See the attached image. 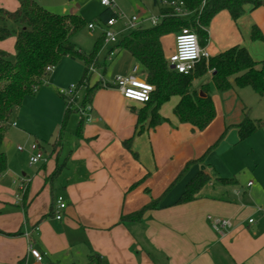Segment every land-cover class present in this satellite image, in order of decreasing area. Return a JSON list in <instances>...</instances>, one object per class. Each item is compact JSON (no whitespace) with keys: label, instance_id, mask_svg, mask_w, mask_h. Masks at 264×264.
I'll use <instances>...</instances> for the list:
<instances>
[{"label":"crops","instance_id":"1","mask_svg":"<svg viewBox=\"0 0 264 264\" xmlns=\"http://www.w3.org/2000/svg\"><path fill=\"white\" fill-rule=\"evenodd\" d=\"M154 4L159 6L157 16L140 14V27H156L166 17L163 12L166 8L157 0ZM0 7L14 11L18 3L0 0ZM106 9L99 12L96 20ZM245 9V14L236 21L226 10L217 13L208 27L205 49L212 57L233 46H243L257 66H262L264 6L253 9L248 5ZM154 17L161 18L156 26L151 23ZM124 23L120 22L115 29L120 32L119 41L131 32L124 29ZM255 27L259 32L253 39ZM178 33L162 38L168 62L174 54ZM74 42L91 52L96 41L90 50ZM115 45L103 43L99 48L97 59L101 66H106L105 78L112 80L134 69L144 78L141 66L127 50L116 49L109 59ZM0 50L15 52V39L1 41ZM83 72L82 62L63 59L49 73L46 88L39 89L30 97L29 104L22 105L13 115L15 134H20L24 141H38L48 161L29 165L35 167L29 174L22 172L25 180L21 184L27 183L22 197L16 183L6 181L7 172L0 179V264H37L29 252L26 232H31L35 248L47 253L46 262L50 264H62V259L71 254L88 258L93 252L109 264H264V183H255L245 176L242 181L245 186H241L240 178L235 176L237 158L233 155L242 142L237 126L245 114L250 118L241 96L250 87H238L230 79L232 88L221 92L214 84L212 71L195 78L193 88L197 92L208 91L216 112L212 123L202 132L193 131L191 125L181 123L174 114L179 96L161 106L159 114L163 122L150 127L149 116L139 124L133 110L139 111L145 105L127 101L116 89L104 87L96 89L90 121L79 130L80 117L72 123L75 113L63 128L66 106L58 93L59 86L76 85ZM98 79V74H94L92 84ZM83 98L81 91L77 107ZM35 116L42 119L43 125L35 126ZM44 128L48 129V135ZM9 138L6 133L4 143ZM43 140L52 141L49 154L44 150ZM24 146V151H19V146L17 150L27 152L28 159L29 143ZM212 146L203 164L189 165ZM60 164H64L60 173L52 177ZM187 166L186 174L177 181ZM201 170L211 177L201 197L176 205L188 183ZM252 177L259 179L255 172ZM218 178H235L238 183L222 184ZM171 185L159 208L147 210L141 222H121L123 215H131L158 200ZM57 196L64 197L67 203L61 220L54 217ZM209 216L228 220L232 226L219 233Z\"/></svg>","mask_w":264,"mask_h":264},{"label":"trees","instance_id":"2","mask_svg":"<svg viewBox=\"0 0 264 264\" xmlns=\"http://www.w3.org/2000/svg\"><path fill=\"white\" fill-rule=\"evenodd\" d=\"M18 7L14 11L0 7V42L15 39L14 54L0 50V179L8 170V160L2 146L6 133L11 126L13 115L19 109L26 96L34 95L46 82L49 72L47 67H57L65 58L82 62L84 72L80 81L76 84L77 94L84 91V98L77 107V95L67 98L62 95L66 110L63 118V128L68 124L73 114H78L79 130L87 121L82 110L92 105L96 89L102 88L101 81L92 84L93 74L90 68L101 70L105 75V67L98 63V52L104 43V34L96 40L91 52H86L78 47L73 38L89 24L106 23L115 17L114 12L107 8L103 14L92 23H86L76 14H55L44 8L39 0H16ZM184 3L183 8L190 13V17H177L173 9L166 8L164 20L156 27L143 28L129 32L110 51L116 49L127 50L141 66L145 74V80L156 87L150 101L144 103L145 107L137 113L139 124L149 116V126L155 127L163 118L159 111L161 106L173 96H179L180 102L174 108V114L179 121L191 125L193 131H204L216 116L211 95L206 90L197 92L193 88L195 78L213 72V81L221 92L232 88L230 79H234L238 87H250L257 94H264V65L257 68V62L253 60L247 48L233 46L226 51L202 60L193 73L185 75L171 70L164 56L162 38L168 34L180 32L184 28L196 33L200 46L205 48L208 44V27L213 17L223 11H228L236 21L246 12V6L253 9L264 6L263 0H178ZM191 22H193L191 24ZM255 27L252 33L253 39L257 38ZM259 32V31H258ZM109 53V54H110ZM76 106V107H75ZM264 127L261 120H252L247 114L237 126L240 141H243ZM63 132V131H62ZM127 141L126 143H128ZM217 145V144H216ZM215 145V146H216ZM210 147L198 160L190 164H203L212 151ZM64 164H60L54 170L52 177H56ZM187 168L180 174L181 179L187 172ZM175 181V182H177ZM222 184L235 185V178H218ZM211 182V177L201 170L188 183L186 189L176 205L193 202L201 197L203 189ZM166 192L155 201L144 206L141 210L122 216L121 222H141L143 214L147 210L158 209ZM86 264H109L98 253H91Z\"/></svg>","mask_w":264,"mask_h":264},{"label":"rangeland","instance_id":"3","mask_svg":"<svg viewBox=\"0 0 264 264\" xmlns=\"http://www.w3.org/2000/svg\"><path fill=\"white\" fill-rule=\"evenodd\" d=\"M15 1V0H13ZM116 6V10L124 13L126 16L132 17L133 15L137 17H142L143 14L145 17H151L152 15H156L159 10V6L154 4V0H113ZM168 2H174L177 0H167ZM41 5L46 8L47 10L59 14H70L75 12L78 14L82 20L86 23L94 22L99 14V12L104 9L101 6L99 0H40ZM157 16V15H156ZM190 17V15L188 16ZM193 22H191L192 24ZM100 27H96L95 30H89L88 27L81 30L77 33L73 40L80 46L87 48L88 50L91 49L93 43L98 39L100 36ZM169 37V36H168ZM102 47V45H101ZM100 47V48H101ZM106 50H104L105 53ZM14 54V52L12 53ZM61 64L60 67H62ZM65 67V66H63ZM258 69H261L262 66H257ZM54 69L51 71L53 72ZM50 72V74H51ZM95 79V78H94ZM97 80V79H96ZM47 81V80H46ZM44 85L40 88H46ZM60 88H67L66 85H60ZM245 92L242 93L241 96L245 99V102L249 109V116L254 120H261L264 122V94L259 95L254 92L251 88L245 89ZM33 95L26 96L23 104H29V99ZM20 111V110H19ZM18 113V112H17ZM20 113V112H19ZM77 115H73L72 123L74 122L75 118H78ZM12 122V121H11ZM35 126L39 127L43 125L42 119L39 117H34ZM11 126L8 129V134L10 135L9 141L3 143L2 149L7 155L8 160V170L5 175V179L9 184L16 183L17 192L20 193L19 196H23L22 191L18 190L21 182L25 180L22 176V172H29L31 169L35 167H30V162L27 152H19L17 150L18 146L27 145L28 141H24L23 137L20 134H15L16 128ZM73 124L70 125L67 136L69 137L70 130ZM44 127V126H43ZM47 127V126H45ZM46 134H49L48 129H45ZM46 153L51 152V147L49 142L52 141H41ZM233 155L236 156L237 162L235 164L236 170V177L240 178V185L245 186L243 184V178L245 176L250 177L248 180H252L255 183L261 184L264 183V128L256 132L254 135L250 136L249 138L240 142L237 147L235 148ZM55 158V157H54ZM53 158V159H54ZM12 168H15V172ZM255 174L259 177V179L253 178L252 174ZM247 182V181H246ZM24 184H27L26 182ZM13 185V184H12ZM8 185V186H12ZM20 189V188H19ZM87 262V257L83 256H73L72 254L69 255L68 258L62 259V264H85ZM46 264H50L47 263ZM53 264V263H52Z\"/></svg>","mask_w":264,"mask_h":264},{"label":"built area","instance_id":"4","mask_svg":"<svg viewBox=\"0 0 264 264\" xmlns=\"http://www.w3.org/2000/svg\"><path fill=\"white\" fill-rule=\"evenodd\" d=\"M101 5L105 8H110L115 13V17L109 19L106 23L100 26L102 33L104 34V44L105 45H115L119 42L120 32L116 31V26L120 22L125 21L124 25L127 31H134L142 25L139 17L137 16H126L124 13L117 12L116 6L113 0H99ZM160 5L165 8L173 9L177 17H188L190 13L183 8L184 3L181 1L168 2L167 0H157ZM166 16V15H165ZM164 15L162 17H165ZM160 17H154L151 19L152 25L156 26L160 22ZM97 24H89V30H95ZM113 57V52L109 54V59ZM210 54L207 50L200 46L198 37L195 32L191 29L184 28L177 35L175 39V51L170 57L168 65L171 70L179 74H191L196 69L197 65L202 60H209ZM54 68L47 67L46 72H51ZM90 72L98 74V80L101 81L102 86L107 89H116L121 93V95L131 102H136L144 104L151 99V95L155 92L156 87L144 78L137 74V70L134 69L133 72L127 75H117L112 80H107L101 72L95 68H90ZM58 93L67 98H73L78 94L76 92V85H71L67 88H61ZM91 112V107L88 106L86 109L82 110L84 117L89 119V113ZM14 126L16 124L14 123ZM28 152H29V162L30 165H37L41 163H46L48 157L43 152L38 141H28ZM25 146H19V151H24ZM252 185V183H249ZM24 189V184H21V191ZM67 208V203L62 196H57L54 204V217L57 220H61L63 217V212ZM212 223L214 229L219 233H224L225 230L229 229L232 224L228 220L208 217ZM250 223L253 222L251 219ZM35 231H39V228H35ZM25 236L29 239V252L34 257L37 264H46L47 253L41 252L35 248L34 241L31 237V232H26Z\"/></svg>","mask_w":264,"mask_h":264}]
</instances>
